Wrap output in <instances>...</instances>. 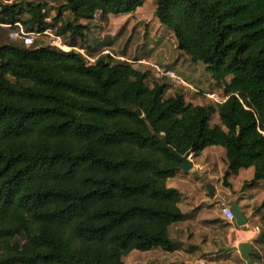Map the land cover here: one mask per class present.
<instances>
[{
  "label": "trees",
  "instance_id": "obj_1",
  "mask_svg": "<svg viewBox=\"0 0 264 264\" xmlns=\"http://www.w3.org/2000/svg\"><path fill=\"white\" fill-rule=\"evenodd\" d=\"M62 1L67 21L58 9L47 22L40 2L0 4V264H125L132 251L174 252L168 230L183 215L166 182L180 163L159 138L180 156L223 148L225 186L248 168L244 188L264 181V0H153L177 50L226 97L202 106L181 90L168 95L177 85L141 63L108 54L89 63L38 39H2L18 23L85 46L78 22L134 13L145 0Z\"/></svg>",
  "mask_w": 264,
  "mask_h": 264
},
{
  "label": "crops",
  "instance_id": "obj_2",
  "mask_svg": "<svg viewBox=\"0 0 264 264\" xmlns=\"http://www.w3.org/2000/svg\"><path fill=\"white\" fill-rule=\"evenodd\" d=\"M174 88L171 85L168 92ZM191 96L193 100L200 101L199 96ZM195 101L190 103L199 106L207 103V100ZM214 117L211 125L220 126L218 116ZM190 160L192 169L188 173L178 171L166 182L168 188L180 194L178 207L183 220L168 230V237L176 245V250L171 253L159 249L132 251L127 255V264H246L237 251L243 243L252 247L253 264H264V181L244 188L254 174L253 169L248 168L229 175L226 179L228 186H225L223 178L227 165L225 151L221 147L205 148ZM207 184L214 188L213 197L208 195ZM221 199L229 204L238 203L247 219L246 226L238 228L234 221L223 219L217 204Z\"/></svg>",
  "mask_w": 264,
  "mask_h": 264
},
{
  "label": "rangeland",
  "instance_id": "obj_3",
  "mask_svg": "<svg viewBox=\"0 0 264 264\" xmlns=\"http://www.w3.org/2000/svg\"><path fill=\"white\" fill-rule=\"evenodd\" d=\"M27 2L45 4L49 15L47 22H51V19L57 15L58 9H61L63 21L70 19L67 9L62 7L64 5L62 0H0V4L22 3V6ZM77 24L83 25L87 29L85 32L87 34L86 42H82L85 46L78 43L77 49L81 50L90 60L95 59V57H90L92 54H108L115 59L120 58V60L132 62L135 66L143 60L144 63L138 67L142 66L140 68L149 70L155 75H157V71L152 65L161 70L169 69L185 82L187 87L175 86L172 91L168 92V95H173L177 90H181L189 103L195 101L191 98V94L200 95V101H205L208 100L204 96L206 93L217 91L214 90L204 66L192 64L177 50L172 32L160 25L154 16L153 0H145L134 13L108 15L104 18L100 14H96L88 22L80 21ZM9 32L5 30L7 37L2 36V39H6L8 42L11 41ZM38 41L43 45L51 43V39L47 37L40 38ZM16 44L21 46L18 42ZM137 60L139 61L137 62ZM200 101L196 100L195 103ZM214 121L215 117H213L212 123ZM128 259L129 257L125 256L123 262L127 264Z\"/></svg>",
  "mask_w": 264,
  "mask_h": 264
},
{
  "label": "built area",
  "instance_id": "obj_4",
  "mask_svg": "<svg viewBox=\"0 0 264 264\" xmlns=\"http://www.w3.org/2000/svg\"><path fill=\"white\" fill-rule=\"evenodd\" d=\"M14 27L16 28L14 31L10 32L9 38L13 41H19L21 42L24 46L26 47H31L33 46L34 42L37 39L47 37L51 39V43L49 44L50 47L53 49L60 51V52H71V51H77L80 54H82L85 59L89 62L92 63L94 62L95 59L90 60L87 56L83 54L81 50H78L77 48L69 47L66 45L62 38L59 36H56L52 31L46 30L42 32L41 34L38 33H31V32H26L25 29L20 25V24H15ZM119 59V58H117ZM143 64L144 62H140ZM154 69L157 71V76L159 78H168L169 81L177 86H182V87H187L185 82H183L177 75H175L172 71L168 70H161L157 66L152 65ZM205 98L208 99V101L216 104H221L226 100V97H224L223 93L221 91H213L206 93ZM218 208L220 211V214L222 215L223 219L227 222H233V217L230 212V205L227 201L219 200L217 202Z\"/></svg>",
  "mask_w": 264,
  "mask_h": 264
},
{
  "label": "water",
  "instance_id": "obj_5",
  "mask_svg": "<svg viewBox=\"0 0 264 264\" xmlns=\"http://www.w3.org/2000/svg\"><path fill=\"white\" fill-rule=\"evenodd\" d=\"M125 110L128 113H132L135 116L143 117L141 110H139L138 108L131 109L130 107H126ZM158 140L161 143L162 148L165 151L169 152L180 163L178 167L179 171L183 173H188L192 169V163L190 160L191 154L189 152L180 156L171 147L168 146L165 137H161ZM206 190L208 192V195L213 197L214 188L212 187V185L207 184ZM229 205H230V212L233 217L235 226L238 228L246 226L247 219L245 215L243 214V212L240 210L238 203L234 201V202H231ZM237 251L239 252L241 259L244 260L246 264H253V261L251 258L252 247L249 243L241 244L239 248L237 249Z\"/></svg>",
  "mask_w": 264,
  "mask_h": 264
}]
</instances>
